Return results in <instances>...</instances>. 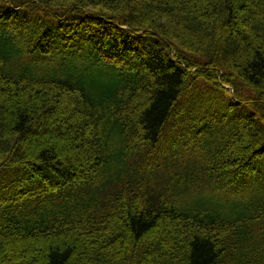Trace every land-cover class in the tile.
<instances>
[{
    "label": "trees",
    "instance_id": "trees-1",
    "mask_svg": "<svg viewBox=\"0 0 264 264\" xmlns=\"http://www.w3.org/2000/svg\"><path fill=\"white\" fill-rule=\"evenodd\" d=\"M0 264H264V0H0Z\"/></svg>",
    "mask_w": 264,
    "mask_h": 264
},
{
    "label": "rangeland",
    "instance_id": "rangeland-1",
    "mask_svg": "<svg viewBox=\"0 0 264 264\" xmlns=\"http://www.w3.org/2000/svg\"><path fill=\"white\" fill-rule=\"evenodd\" d=\"M165 138H164V147L165 148H170V145H171V143H170V140L171 139H174V140H176L177 138H176V134H175V132H172V133H170V134H168V131H166L165 132ZM180 156H184L180 151H178L177 153H176V156H175V158L176 159H178ZM168 158V162H171V158H170V156H168L167 157Z\"/></svg>",
    "mask_w": 264,
    "mask_h": 264
},
{
    "label": "bare ground",
    "instance_id": "bare-ground-1",
    "mask_svg": "<svg viewBox=\"0 0 264 264\" xmlns=\"http://www.w3.org/2000/svg\"><path fill=\"white\" fill-rule=\"evenodd\" d=\"M111 35L119 36V37H122V38L126 37L125 34H123V33L118 34L115 30H112V34Z\"/></svg>",
    "mask_w": 264,
    "mask_h": 264
}]
</instances>
